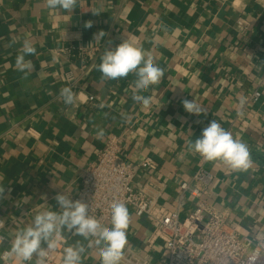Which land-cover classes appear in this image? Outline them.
<instances>
[{
  "label": "crops",
  "instance_id": "obj_1",
  "mask_svg": "<svg viewBox=\"0 0 264 264\" xmlns=\"http://www.w3.org/2000/svg\"><path fill=\"white\" fill-rule=\"evenodd\" d=\"M86 21L93 27L86 29ZM101 30L106 35L95 40ZM124 40L164 70L159 84L139 93L149 98L147 106L132 99L135 74L104 80L98 70L106 48ZM25 41L36 48L34 56L25 57L35 68L27 74L16 66ZM66 46L99 50L70 105L60 96L69 87L61 74L81 72L74 58L57 54ZM257 91L261 97L253 101ZM184 99L195 100L207 114L188 113ZM213 119L248 145L249 169L234 171L191 151L189 145ZM111 136L120 139L121 158L135 168L134 184L159 194L160 206L186 217L194 206L188 193L180 202V185L206 167L214 180L205 199L229 214L228 223L243 238L262 237L264 0H78L72 12L49 9L46 0H0V184L6 189L0 200L5 222L0 256L37 213L59 210L57 193L76 194L84 170L97 162ZM146 159L157 168H141ZM128 210L124 251L165 264V243L151 240L156 222ZM78 240L86 248L82 264H99L94 238L66 230L54 249V264H63L64 249ZM0 264L6 263L0 259Z\"/></svg>",
  "mask_w": 264,
  "mask_h": 264
},
{
  "label": "built area",
  "instance_id": "obj_2",
  "mask_svg": "<svg viewBox=\"0 0 264 264\" xmlns=\"http://www.w3.org/2000/svg\"><path fill=\"white\" fill-rule=\"evenodd\" d=\"M57 54L74 58L80 63V76L73 72L61 74V79L74 93L80 81L88 75L99 50L66 46L57 50ZM260 97L257 91L252 99L257 101ZM88 101H94V97H89ZM120 153V139L117 136L109 137L97 162L84 170L81 187L70 196L73 200L88 203L90 215L104 225L110 223V204L116 200L132 208L138 217L154 220L156 227L151 240L155 243L160 239L165 243L168 256L165 264H264V235L256 241L243 238L238 228L228 223L229 214L213 207L205 199L204 192L214 180V175L206 167L198 169L189 182L180 185V202L186 201L185 195L188 193L194 206L182 218L180 211H169L160 206V195L153 194L148 185L137 187L134 184L135 168L123 160ZM140 166L156 169L157 163L146 159ZM3 260L6 264H12L7 257ZM55 260L56 252L52 250L47 264H54ZM30 264H34V259ZM121 264L155 263L148 255L127 249Z\"/></svg>",
  "mask_w": 264,
  "mask_h": 264
},
{
  "label": "clouds",
  "instance_id": "obj_3",
  "mask_svg": "<svg viewBox=\"0 0 264 264\" xmlns=\"http://www.w3.org/2000/svg\"><path fill=\"white\" fill-rule=\"evenodd\" d=\"M78 0H46L49 9H61L72 12ZM86 29L93 27L92 21L84 23ZM106 33L101 30L94 34V39H102ZM36 48L25 41L22 51L16 58L17 69L22 73L35 71L32 60L26 56H34ZM98 70L104 80L125 78L129 73L135 74V90L132 99L136 103L147 106L148 97L140 95L151 86L160 83L164 70L155 66L150 54L141 47L124 40L114 48L108 47L101 56ZM60 96L65 104L74 102V94L70 87L60 90ZM243 103V101H241ZM184 109L194 115L207 114L206 109L195 100L184 99ZM103 133L101 132L100 135ZM191 151L198 153L206 161H222L234 171L247 170L252 166L248 145L241 139L234 138L232 133L225 130L219 122L211 120L201 135L189 145ZM6 196L5 187L0 184V200ZM59 210H44L37 213L31 224L20 228L11 237L9 249L0 256L14 259L15 264H47L49 253L57 247V241L66 230L73 236L85 240L94 238L99 248V264H121L124 249L128 244L127 230L130 223L129 210L125 204L114 200L110 204L111 227L105 226L95 216L90 215L88 203L73 200L65 193H57L54 197ZM0 219V228L4 227ZM5 236L0 235V244ZM85 246L78 240L74 245L64 249L63 264H82Z\"/></svg>",
  "mask_w": 264,
  "mask_h": 264
}]
</instances>
